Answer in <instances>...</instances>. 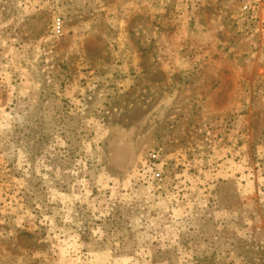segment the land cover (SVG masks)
Here are the masks:
<instances>
[{
  "label": "rangeland",
  "instance_id": "1",
  "mask_svg": "<svg viewBox=\"0 0 264 264\" xmlns=\"http://www.w3.org/2000/svg\"><path fill=\"white\" fill-rule=\"evenodd\" d=\"M0 264H264V0H0Z\"/></svg>",
  "mask_w": 264,
  "mask_h": 264
},
{
  "label": "built area",
  "instance_id": "2",
  "mask_svg": "<svg viewBox=\"0 0 264 264\" xmlns=\"http://www.w3.org/2000/svg\"><path fill=\"white\" fill-rule=\"evenodd\" d=\"M52 29H53L54 35H56V36L61 35L62 30H63L61 19L56 18V19L53 20ZM153 177H154V179H158V178L161 177V174L158 171H155L153 173Z\"/></svg>",
  "mask_w": 264,
  "mask_h": 264
}]
</instances>
